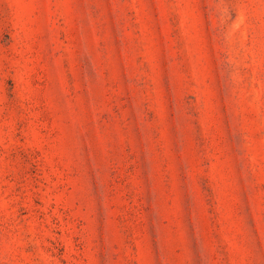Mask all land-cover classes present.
I'll use <instances>...</instances> for the list:
<instances>
[{
	"label": "rangeland",
	"instance_id": "rangeland-1",
	"mask_svg": "<svg viewBox=\"0 0 264 264\" xmlns=\"http://www.w3.org/2000/svg\"><path fill=\"white\" fill-rule=\"evenodd\" d=\"M0 264H264V0H0Z\"/></svg>",
	"mask_w": 264,
	"mask_h": 264
}]
</instances>
